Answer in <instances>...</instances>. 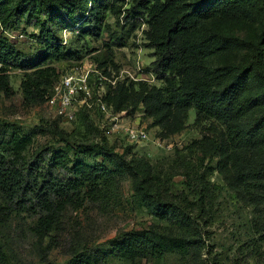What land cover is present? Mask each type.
<instances>
[{"label":"trees","instance_id":"16d2710c","mask_svg":"<svg viewBox=\"0 0 264 264\" xmlns=\"http://www.w3.org/2000/svg\"><path fill=\"white\" fill-rule=\"evenodd\" d=\"M132 1L133 11L146 17L149 24L146 34L155 57L149 70L163 85L123 83L109 90L104 101L115 113L143 103L157 124L170 121L176 131L184 127L191 109L198 119L212 120L209 133L189 147L193 154H201L199 167L193 170V159L178 163L188 192L174 196L144 158L129 159L111 148L116 166L112 169L74 160L64 151L29 155L28 140L14 134L5 144L0 143V193L9 203L38 215L34 232L45 239L61 228L67 210L80 208L85 200L117 201L118 175L128 170L136 181L139 205L164 225L122 231L110 241L111 255L134 261L175 253L198 264L193 259L205 246L200 226L207 223L208 208L215 199V186L208 177L213 168L204 167V163L217 158L216 167L229 186L242 192L253 206V229L264 238V0ZM109 11H118L113 0H0V27L34 25L39 31L34 37L44 45L40 53L25 54L7 36H0V90L13 92L10 74L19 69L25 72L21 83L25 99L43 98L42 81L56 72L52 64L80 58L67 51L60 32L77 23L90 33L105 22ZM251 19L256 24L255 37L232 33L220 24ZM209 21L216 23L212 30L204 28ZM240 48L246 51L242 60L226 65L211 62L217 54ZM89 113L83 109L77 116L88 120ZM95 145L94 141L77 142V149ZM258 242L253 237L248 251L260 254ZM78 253L74 264L109 259L108 255L102 259L87 251ZM251 257L234 262L250 264ZM0 264H12L1 246Z\"/></svg>","mask_w":264,"mask_h":264},{"label":"rangeland","instance_id":"374dc122","mask_svg":"<svg viewBox=\"0 0 264 264\" xmlns=\"http://www.w3.org/2000/svg\"><path fill=\"white\" fill-rule=\"evenodd\" d=\"M116 11H109L105 22L90 33H85L79 24L63 29L60 36L66 43L67 51L78 53L79 59L67 58L54 62L56 72L48 80L42 81L43 98L25 99L21 83L25 72L12 69L11 94L0 90V143L5 144L14 134L28 140L29 155L50 151L67 152L74 160L89 164H104L115 169V156L109 151L125 157L144 158L154 167L164 187L174 196L188 192L187 180L180 174L183 169L178 163L193 159V170L200 163L201 154H193V141L209 133L210 119H198L195 109H191L184 127L176 131L170 122L157 124L144 104L120 113L119 126L105 113L89 111L88 120L83 115L71 121L54 115L47 95L52 93L61 78L72 69L89 71L90 87L94 94L103 96L110 90L136 81H146L150 85L161 86L162 81L149 70L155 60L154 49L149 46L146 17L137 15L132 0H113ZM232 33L245 37L257 34L255 20L220 22ZM215 21L204 25L206 30L215 28ZM87 28V27H85ZM39 31L34 25L20 23L8 29L0 27V36H7L25 54L40 53L44 47L34 34ZM245 49H234L215 55L211 62L226 65L244 59ZM118 122V121H117ZM135 125L148 133L145 141H130L124 127ZM105 138V141L103 140ZM94 141L97 145L87 150L77 149V142ZM218 159H206L204 167L210 165L213 171L209 181L215 186V199L209 206L207 223L201 229L205 246L195 255L198 264H235V259L251 255L250 264H264V238L253 229L255 214L242 192L232 189L217 169ZM202 167V171H205ZM126 169V166H124ZM121 171L118 175L120 198L117 201L93 203L85 200L78 209L65 212L62 226L45 239H39L34 232L38 215L15 202L9 203L0 193V246L5 250L12 264H74L77 253L87 251L94 257L108 261L98 264H191L175 253L162 258L145 257L128 261L112 256L110 241L122 231L147 229L152 225H164L147 209L139 205L133 175ZM177 173V174H175ZM193 199L194 196L190 195ZM258 239L260 254L249 252L252 238ZM211 253L209 254V252ZM78 253V254H79ZM244 253V255H242ZM99 258V259H100Z\"/></svg>","mask_w":264,"mask_h":264},{"label":"built area","instance_id":"2783aa9c","mask_svg":"<svg viewBox=\"0 0 264 264\" xmlns=\"http://www.w3.org/2000/svg\"><path fill=\"white\" fill-rule=\"evenodd\" d=\"M89 79V71L79 72L77 69H72L61 78L52 93L46 97L54 115L71 121L83 109L97 110L109 115L115 122V126H119L120 113L113 112V109L104 101V96L101 93L94 94L91 91ZM124 129L130 141H145L148 138V133L142 127L128 125Z\"/></svg>","mask_w":264,"mask_h":264}]
</instances>
